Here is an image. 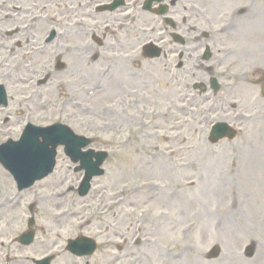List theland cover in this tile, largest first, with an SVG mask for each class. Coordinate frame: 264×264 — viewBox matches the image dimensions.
Here are the masks:
<instances>
[{
  "label": "rangeland",
  "instance_id": "rangeland-1",
  "mask_svg": "<svg viewBox=\"0 0 264 264\" xmlns=\"http://www.w3.org/2000/svg\"><path fill=\"white\" fill-rule=\"evenodd\" d=\"M204 3L209 10V4ZM224 8L209 12L216 15L217 21H222L223 17L218 14ZM133 55L129 61L125 51L114 55L124 61L113 79H120L123 88L109 92L113 81L101 70L103 63L90 62L87 53L74 64L78 66V70H74L76 76L70 73L73 84L68 85V89L71 92L63 94L60 89L56 92V81L60 78L57 77L42 90V98L32 101L38 123L61 118L63 112L62 121L76 133L92 137L95 149L108 152L103 164L105 173L93 179L89 196L85 199L74 196L70 203L74 211L80 212L73 215V222L85 214L93 219L85 232L99 236L96 241L105 251L103 264L115 263V244L121 234L149 238V243L145 242L140 249L131 245L120 259L123 264L132 261L137 254L144 257L138 264H181L173 262L170 256L182 246L186 251L191 248L183 264L193 261L195 264H264V134L258 131L259 119L242 125L243 132L231 140L209 143V124H199L197 115L186 114L181 118L174 113L178 102L174 95L168 94V88L174 87L170 84L168 69L161 68L160 63H149L138 54L136 58ZM128 72H136V80L128 82ZM142 81L148 83L146 87ZM16 86L13 81L9 83L10 101L3 110L5 115L14 114L21 106L20 102L13 104L17 101ZM94 88L98 92H92ZM84 90L88 91L85 99ZM77 91L82 92L77 93L78 98L84 100L76 99L63 105V99ZM241 107L243 111L254 108L249 99H243ZM155 151L160 152L153 157ZM57 166L55 175L61 170L60 165ZM77 178L78 175H74L73 179ZM62 180L61 176L59 180L52 176L37 186L46 194L60 187ZM10 183L9 177L0 171V200L11 195L13 185L10 187ZM148 188L158 194L142 199L147 196ZM131 190H138L136 198L122 207L112 208L108 198L114 201V193H123L121 198L125 199V194ZM29 193L30 189L24 192L18 204L0 213V234L4 238L23 227L18 216L24 215L19 214L20 205L28 199ZM98 193L104 196L98 199ZM167 193L182 195L174 202L166 198ZM70 204L66 199L55 198L52 205L56 209L52 211ZM87 204L100 211L87 209ZM13 208L18 211H14L11 218ZM204 211L209 215H204ZM187 223H193V228L184 229ZM251 241L255 243V252L252 258H247L243 252ZM214 245L221 248V254L217 259L207 260L205 254Z\"/></svg>",
  "mask_w": 264,
  "mask_h": 264
},
{
  "label": "flooded vegetation",
  "instance_id": "flooded-vegetation-1",
  "mask_svg": "<svg viewBox=\"0 0 264 264\" xmlns=\"http://www.w3.org/2000/svg\"><path fill=\"white\" fill-rule=\"evenodd\" d=\"M143 0H0V67L22 72L25 69L46 67L53 69L63 64L64 70L76 68V60L89 51L111 52L124 44H130L135 33L136 21L145 16L158 17L142 9ZM170 1L172 3H170ZM168 16L177 19L176 33L183 36L182 44L172 37V31L164 24L162 30L170 51L182 59V69L191 67L184 63L185 44H197L195 51L207 43L203 33L196 29L184 31V0H166ZM19 10V11H18ZM159 18V17H158ZM162 21V18H160ZM185 32L189 33L185 36ZM232 36L225 37L228 49L235 51ZM219 43L221 41H218ZM263 43V41H262ZM77 55V57H73ZM245 64L254 59L253 54H245ZM262 63L264 56L256 58ZM71 61V63L69 62ZM73 64L71 67L70 65ZM41 65V67H39ZM195 66V65H194ZM202 67V65H201ZM210 72L211 69H208ZM247 82L264 87V69L257 67ZM24 90H20L23 97ZM264 99V98H263ZM34 229H38L36 222ZM15 234L14 237H16ZM15 242V238L12 240ZM56 242L38 238L29 248L17 245L16 249L8 244L5 254H0V264H34V259L48 255ZM16 244V243H15ZM3 245V244H1ZM76 257H64L59 263L56 259L50 264H78Z\"/></svg>",
  "mask_w": 264,
  "mask_h": 264
},
{
  "label": "bare ground",
  "instance_id": "bare-ground-1",
  "mask_svg": "<svg viewBox=\"0 0 264 264\" xmlns=\"http://www.w3.org/2000/svg\"><path fill=\"white\" fill-rule=\"evenodd\" d=\"M118 87H120V81H115V83H112L111 85H110V87L108 88V90H109V92H112V91H114L116 88H118ZM159 113H157V115H158ZM159 152L160 151H155V156L156 155H159ZM159 169V168H158ZM162 170H157V172H161ZM181 195V194H180ZM180 195H179V197L178 198H176L175 200H174V202L175 201H177L179 198H180ZM155 197V195L154 196H152V198H154ZM237 204V203H236ZM228 212H230L229 210H228ZM204 215H206V216H208L209 214H208V211H204ZM194 225V224H193ZM193 225H192V227L191 228H193ZM183 260V259H182ZM181 260V261H182ZM176 262H178V261H176ZM180 262V261H179ZM178 262V263H179ZM184 262V261H183ZM183 262H180L181 264H183ZM173 264H175V263H173ZM187 264H195V262L193 261L192 263H187Z\"/></svg>",
  "mask_w": 264,
  "mask_h": 264
},
{
  "label": "water",
  "instance_id": "water-1",
  "mask_svg": "<svg viewBox=\"0 0 264 264\" xmlns=\"http://www.w3.org/2000/svg\"><path fill=\"white\" fill-rule=\"evenodd\" d=\"M94 166V165H93Z\"/></svg>",
  "mask_w": 264,
  "mask_h": 264
}]
</instances>
